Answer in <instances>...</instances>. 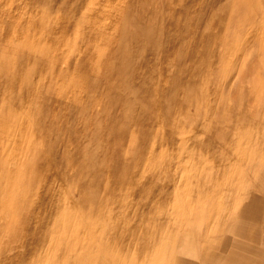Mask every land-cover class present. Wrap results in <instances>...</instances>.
Here are the masks:
<instances>
[{
	"label": "rangeland",
	"instance_id": "obj_1",
	"mask_svg": "<svg viewBox=\"0 0 264 264\" xmlns=\"http://www.w3.org/2000/svg\"><path fill=\"white\" fill-rule=\"evenodd\" d=\"M0 264H264V0H0Z\"/></svg>",
	"mask_w": 264,
	"mask_h": 264
},
{
	"label": "bare ground",
	"instance_id": "obj_2",
	"mask_svg": "<svg viewBox=\"0 0 264 264\" xmlns=\"http://www.w3.org/2000/svg\"><path fill=\"white\" fill-rule=\"evenodd\" d=\"M7 11V10H6ZM9 32V31H8ZM6 33H7V31H6ZM18 33V32H17ZM16 34V33H15ZM6 35V34H5ZM13 35V34H12ZM24 35V34H23ZM18 36V35H17ZM14 37V36H13ZM13 37H11L12 39H13ZM16 37V36H15ZM15 37H14V39H15ZM6 38H8V37H6ZM22 38V37H21ZM24 38V37H23ZM16 40V39H15ZM11 41V40H10ZM7 44H9V43H7ZM14 44V43H13ZM13 44H12V46H13ZM19 46V45H18ZM17 46V47H18ZM20 47V46H19ZM19 47H18V49H19ZM4 48V47H3ZM5 48H7V47H5ZM10 48V47H9ZM8 49V48H7ZM11 49V48H10ZM13 49V48H12ZM14 51H15V49H13ZM17 50V49H16ZM8 51H10V50H8ZM11 52V51H10ZM18 52V51H17Z\"/></svg>",
	"mask_w": 264,
	"mask_h": 264
}]
</instances>
